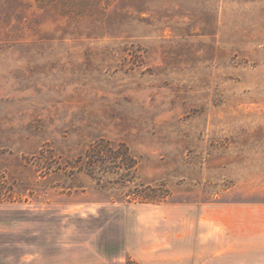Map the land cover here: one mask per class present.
<instances>
[{"label": "rangeland", "instance_id": "rangeland-1", "mask_svg": "<svg viewBox=\"0 0 264 264\" xmlns=\"http://www.w3.org/2000/svg\"><path fill=\"white\" fill-rule=\"evenodd\" d=\"M243 263L264 0H0V264Z\"/></svg>", "mask_w": 264, "mask_h": 264}, {"label": "trees", "instance_id": "trees-1", "mask_svg": "<svg viewBox=\"0 0 264 264\" xmlns=\"http://www.w3.org/2000/svg\"><path fill=\"white\" fill-rule=\"evenodd\" d=\"M123 159V156H121V160ZM100 163H103V162H100ZM104 164V163H103ZM125 165V164H124ZM95 166V165H94ZM100 167V166H99Z\"/></svg>", "mask_w": 264, "mask_h": 264}, {"label": "crops", "instance_id": "crops-1", "mask_svg": "<svg viewBox=\"0 0 264 264\" xmlns=\"http://www.w3.org/2000/svg\"><path fill=\"white\" fill-rule=\"evenodd\" d=\"M244 264V263H243Z\"/></svg>", "mask_w": 264, "mask_h": 264}]
</instances>
